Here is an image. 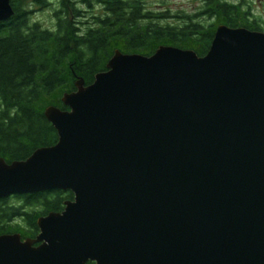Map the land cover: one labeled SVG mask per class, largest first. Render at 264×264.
<instances>
[{
  "label": "water",
  "instance_id": "obj_1",
  "mask_svg": "<svg viewBox=\"0 0 264 264\" xmlns=\"http://www.w3.org/2000/svg\"><path fill=\"white\" fill-rule=\"evenodd\" d=\"M106 67L46 110L56 145L0 158V200L74 194L36 238L1 235L0 264H264V32Z\"/></svg>",
  "mask_w": 264,
  "mask_h": 264
},
{
  "label": "trees",
  "instance_id": "obj_2",
  "mask_svg": "<svg viewBox=\"0 0 264 264\" xmlns=\"http://www.w3.org/2000/svg\"><path fill=\"white\" fill-rule=\"evenodd\" d=\"M239 1L207 0L194 14L173 15L157 13L144 0H59L58 27L49 30L26 23L15 11L0 25V158L27 160L41 147L56 145L58 132L46 110L68 109L65 93L76 91L78 79L86 86L95 82L117 50L151 56L164 45L206 56L221 25L264 32V20L252 19ZM91 8L92 25L82 29L76 21ZM172 18L178 21L171 23ZM73 199L72 192L55 190L0 200V236L36 238L40 217L64 211Z\"/></svg>",
  "mask_w": 264,
  "mask_h": 264
},
{
  "label": "rangeland",
  "instance_id": "obj_3",
  "mask_svg": "<svg viewBox=\"0 0 264 264\" xmlns=\"http://www.w3.org/2000/svg\"><path fill=\"white\" fill-rule=\"evenodd\" d=\"M145 4H147L148 7H150L152 10L159 13L160 11H167L170 10L173 15H177L180 13H188V14H194L196 12V9L202 5L201 0H144ZM242 2L245 4L244 9H246L248 12H251V18L252 15L256 16L258 18H262L261 20H264V0H240L239 4H242ZM92 11V8L90 9ZM97 11V10H96ZM95 12V9L93 13ZM93 13H91L90 17H93ZM84 15H87L85 12ZM254 19V18H252ZM32 20H39L43 25L49 24L52 25V18L48 13L39 12L36 15H32ZM93 21L92 19L90 20ZM177 18H172L170 22H177ZM215 21L210 19L208 23H214ZM88 26H91L92 24H87ZM53 27V26H51Z\"/></svg>",
  "mask_w": 264,
  "mask_h": 264
},
{
  "label": "flooded vegetation",
  "instance_id": "obj_4",
  "mask_svg": "<svg viewBox=\"0 0 264 264\" xmlns=\"http://www.w3.org/2000/svg\"><path fill=\"white\" fill-rule=\"evenodd\" d=\"M203 5L208 6L207 0H201ZM232 1V0H228ZM20 3L21 5L16 6V3ZM12 7L14 11L20 10L24 16L27 18L25 21L26 23H32V24H39V26L42 29H56L58 27V20L56 19V13L60 12L61 7H60V2L59 0H11ZM39 12L48 13L50 17L52 18V25L49 24H42L39 20H32V15H36ZM83 17L81 18L82 20L76 21L77 24L82 25L81 28L85 29V27H88L87 24L91 23V13H93V10L91 11L90 9H85L83 11ZM85 12L87 15H84ZM53 26V27H51ZM23 237V236H22ZM24 240V238H23Z\"/></svg>",
  "mask_w": 264,
  "mask_h": 264
}]
</instances>
